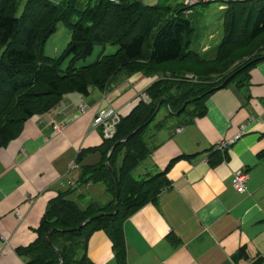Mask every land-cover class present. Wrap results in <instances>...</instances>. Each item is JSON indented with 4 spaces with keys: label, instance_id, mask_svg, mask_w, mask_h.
Listing matches in <instances>:
<instances>
[{
    "label": "trees",
    "instance_id": "1",
    "mask_svg": "<svg viewBox=\"0 0 264 264\" xmlns=\"http://www.w3.org/2000/svg\"><path fill=\"white\" fill-rule=\"evenodd\" d=\"M21 1L0 0V149L22 134L29 119L48 113L67 94L86 96L91 89H111L120 76L164 75L146 89L149 102L141 100L121 118L112 140L104 139L100 147L83 150L78 156L81 163L87 153H100L99 163L81 167L80 182L103 184L110 201L80 206L69 199V191L61 192L49 202L36 241L17 250L26 264H93L88 242L93 234L104 231L113 244L116 263L128 264L125 222L157 202L171 184L168 172L172 166L188 156L172 160L165 170L142 180L135 178V171L156 151L153 138L169 120L183 118L189 124L204 115L208 97L231 85L243 86L251 69L264 60V0L225 3V35L212 58L193 49V29L180 7L97 0L78 10L76 0L65 4L27 0L18 15ZM60 24L71 30V41L63 56H47L46 42ZM108 44L118 47L114 54H101L93 64L77 66L97 45ZM67 58L71 64L63 69ZM167 74L171 78H164ZM162 100L161 109L166 107L168 116L157 121L161 109L155 113ZM114 146L109 163L115 175L107 167ZM228 159L227 153L213 150L209 163L216 167ZM117 187L120 195L114 214ZM248 259L245 246L234 256L236 262ZM252 264H264V258Z\"/></svg>",
    "mask_w": 264,
    "mask_h": 264
},
{
    "label": "crops",
    "instance_id": "2",
    "mask_svg": "<svg viewBox=\"0 0 264 264\" xmlns=\"http://www.w3.org/2000/svg\"><path fill=\"white\" fill-rule=\"evenodd\" d=\"M156 79L120 76L111 89L67 94L48 113L29 119L22 134L0 149V264H26L17 250L36 241L49 202L61 192L69 191V199L80 206L110 201L103 184H62L81 185V167L101 161L100 153L89 152L77 162L81 151L104 142L95 128L97 114L108 110L127 116ZM204 108L205 114L189 124L183 118L169 120L153 138L156 151L136 170L140 176L154 175L188 156L172 166L171 184L157 202L125 222L128 264H252L264 258V60L251 69L243 86L219 89ZM251 118L256 120L249 124ZM242 125L247 132L237 138ZM229 141V159L212 167L211 152ZM74 162L78 165L70 170ZM239 169L248 174L246 192L233 187ZM244 246L249 259L236 262L234 256ZM88 256L93 264H117L104 231L90 238Z\"/></svg>",
    "mask_w": 264,
    "mask_h": 264
},
{
    "label": "rangeland",
    "instance_id": "3",
    "mask_svg": "<svg viewBox=\"0 0 264 264\" xmlns=\"http://www.w3.org/2000/svg\"><path fill=\"white\" fill-rule=\"evenodd\" d=\"M70 0H58L57 4H65ZM97 0H76V8L78 10H84L88 6L96 4ZM140 1V0H139ZM27 0H22L19 5L18 15H21L24 10V5ZM56 3V1L54 2ZM168 4L172 8L180 7L185 10L183 17L188 20L193 29L192 46L194 50H197L204 54L205 58H212L218 50L224 38V9L226 4L220 1L212 2L205 5H198L190 9H186L184 6V0H168L165 3L164 0H147L145 5L156 6ZM78 18L75 17L74 21ZM71 41V30L68 26L60 24L57 32L52 35L46 42L44 53L47 56L59 58L63 56L69 42ZM118 47L113 45L101 46L97 45L93 54L85 60H81L77 63L78 67L88 66L93 64L99 59L101 54L111 55L117 51ZM71 64V58H67L64 61L63 69H67ZM164 75H161V77ZM168 116V110L163 107L158 115L157 121H161ZM139 170V169H138ZM137 170V171H138ZM135 172V178L142 180L145 176H140Z\"/></svg>",
    "mask_w": 264,
    "mask_h": 264
},
{
    "label": "built area",
    "instance_id": "4",
    "mask_svg": "<svg viewBox=\"0 0 264 264\" xmlns=\"http://www.w3.org/2000/svg\"><path fill=\"white\" fill-rule=\"evenodd\" d=\"M111 3L118 4L120 0H108ZM143 4L147 0H140ZM220 1L223 3H233V2H240V1H247V0H184V6L186 9L193 8L198 5H205L212 2ZM163 76H157L156 80L162 79ZM164 78H171L169 74H167ZM192 78V77H190ZM144 101L149 102L148 97L145 95L143 97ZM83 111V109H82ZM122 115L118 111H108V110H101L96 117L95 121V128L98 127V129L101 130L103 137L105 140H112L117 133V127L121 121ZM256 120V118H251L249 120V124L253 123ZM260 120H262V123L264 124V117H262ZM55 130L59 133L63 131V127L56 126ZM247 132V125H242L239 131V135L237 138L243 136ZM233 143V141L229 142H220L218 143V150L225 153L228 151L230 145ZM77 163L74 162L70 165V170H74L77 167ZM247 179L248 174L245 170L239 169L235 171L234 173V179H233V187L237 191L246 192L247 191ZM89 184V183H88ZM88 184H86L88 186ZM63 186L67 187H81L79 183H75V181H68L65 184H62ZM16 216L18 218H21V214L19 211L16 212ZM4 240L3 236L0 232V241Z\"/></svg>",
    "mask_w": 264,
    "mask_h": 264
},
{
    "label": "water",
    "instance_id": "5",
    "mask_svg": "<svg viewBox=\"0 0 264 264\" xmlns=\"http://www.w3.org/2000/svg\"><path fill=\"white\" fill-rule=\"evenodd\" d=\"M163 102H164V100H162V101L159 103V105H158V107H157V109H156V113H155V115H157V114L159 113V111H160V109H161V106H162ZM186 105H187V104H185L184 108L186 107ZM136 132H137V131H136ZM134 134H135V133H134ZM127 140H128V138H127V139L120 140V141H118V142L115 144V146H117V145H119V144H121V143H123V142H125V141H127ZM115 146L112 148V150H111V152H110V154H109V156H108V161H107V167H108L109 171L112 172L113 175H115V174H114V172L112 171V168H111V166H110L109 160H110V156H111V154H112V152H113ZM115 180H116V179H115ZM116 182H117V180H116ZM119 195H120V191H119V188L117 187L116 211H115L114 214H117V213H118V208H117V206H118ZM84 225H85V223L81 226V228H82ZM81 228H80V229H81ZM47 241L49 242V238H48V236H47Z\"/></svg>",
    "mask_w": 264,
    "mask_h": 264
}]
</instances>
